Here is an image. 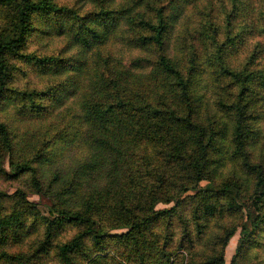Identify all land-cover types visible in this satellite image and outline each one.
<instances>
[{
    "label": "trees",
    "instance_id": "16d2710c",
    "mask_svg": "<svg viewBox=\"0 0 264 264\" xmlns=\"http://www.w3.org/2000/svg\"><path fill=\"white\" fill-rule=\"evenodd\" d=\"M90 1L96 8L83 12L59 0H0L16 14L14 33L0 35V141L9 154L11 177L29 174L34 194L51 201L48 217L30 216L26 205L10 214L0 206V264H179L174 259L178 250L157 237L152 226L176 207L183 208L182 194L197 189L208 193L196 214L207 223L226 206L231 211L249 209L241 196L251 189L254 174L253 194L264 208V128L259 125L264 109L253 106L257 90L264 86V65L260 70L261 55L253 50L258 44L250 41L255 35L264 37V7L256 13L258 24L252 19L251 1L227 0L223 27H210L208 39L217 53L219 73L232 82L225 86L232 88L229 99L222 97L213 108L200 88L198 48L191 46L184 65L174 49L180 19L186 16L183 6L191 5L188 13L200 9L202 15L214 14V0H140L120 9L111 8L114 0ZM128 32L134 39L120 57L113 44H121L117 35ZM53 36L67 40L62 55L24 51L32 39ZM12 60L32 64L40 80L46 75L44 86L17 89ZM234 94L238 103L230 107ZM10 106L16 108L14 121L49 118L56 125L60 133L47 141L48 147L74 136L80 150L73 167L47 178L43 165L48 154L38 156L39 150L30 159L14 160L20 142L2 121ZM227 111L232 116L229 125L220 114ZM151 150L158 162L145 167ZM255 159L263 166L253 164ZM178 168L196 181L182 178L171 194L164 185L170 179L177 182ZM202 179L209 181L205 190L199 184ZM158 191L161 200L155 197ZM18 193L29 204L23 190ZM212 193L221 196L214 202L208 198ZM174 197L175 207L154 208L156 201L169 203ZM183 218L181 212L179 220ZM190 227L181 242L185 264H224L220 254L203 262H198L197 252L191 256L189 247L195 249L196 240ZM125 228L128 232L113 236L108 248L110 232ZM203 229L196 226L201 238ZM70 231L73 235L63 240ZM251 233L242 229L232 264H239ZM32 235L37 241L30 256L7 252ZM232 235L229 231L224 236V246Z\"/></svg>",
    "mask_w": 264,
    "mask_h": 264
},
{
    "label": "rangeland",
    "instance_id": "374dc122",
    "mask_svg": "<svg viewBox=\"0 0 264 264\" xmlns=\"http://www.w3.org/2000/svg\"><path fill=\"white\" fill-rule=\"evenodd\" d=\"M59 1L65 4H70L71 6L80 7L82 8L83 12L92 11L96 8V4L91 3L90 0ZM139 1L140 0H114V5H110L111 8L115 7L120 9L121 6L125 8L131 7L134 4L136 5ZM226 1L227 0H214L213 2L215 4V7L214 11L211 12L214 14L205 13V15L201 14L200 9L194 11L193 13H188L191 5L189 7L187 5H184L181 11L182 13L184 12L186 16L185 18H183V20L182 17L180 19L183 25L178 30L177 34L179 36V41L177 40L174 49L181 57L182 64L184 65L190 59L191 46L195 45L198 48V64L200 66V69L197 76L199 77L201 91H205L210 101L213 102L211 103L213 108L216 107L217 102H219L222 97L229 99V93L232 92V88L228 89L225 87L227 84L232 85V82L230 83L229 81L221 77L219 73L220 68L218 62L214 58L217 54L216 50L211 47V42L208 39V34L212 33L210 27H223L222 25L225 20L224 15L228 10V8L224 7ZM249 1H251V6H254L251 9L252 19H255L254 21L259 24V17L256 13L264 7V0ZM15 16L16 14L13 11L12 7L0 5V35L7 37L11 36V34L14 33ZM202 20H204V28H202ZM134 35V33L132 34L130 32H128V34L117 35V37L122 38L121 41L123 40L124 42L123 45V42L121 44L119 43V45L118 40H115L113 44V50L116 54H118V56L122 57L127 52L128 45H130L131 40L134 39ZM250 41L253 42L254 45L258 44L257 47L253 48V50H258V55H261L258 62L260 64L259 69L262 70L264 65V37L255 35L251 37ZM66 43L67 40L61 39L59 38V36H53L51 39L46 37L39 38L38 41L32 39L25 47L24 51H26V53H35L38 55L42 54L50 56L54 54L60 56L62 55V53H64L62 51V46H64V44ZM241 56L239 55V58ZM12 64L15 69H17L16 74H18V77L16 80V84H14L17 89L32 90L44 86V80L47 76L45 75L43 79L40 80L41 75L36 69L32 68V64H28L20 60H12ZM257 91L259 92V95H256V100L253 101V106L254 108L257 107L260 109H264V86H261ZM232 101L233 102L230 103V107H234L235 104L238 103L235 94L232 96ZM15 109L10 106L9 108L5 109L4 113H2V121L10 125L13 134H17L18 136L17 142H20L16 145L17 148L15 154L13 155L14 160L22 161L30 159L32 156H34V152L39 150L40 152H38V156H40V154L42 156H47L45 154H48L50 156L49 161L45 165H43L44 172L47 175V178H50L53 172L68 170L69 168L73 167L74 161L79 158L78 154L80 150L77 141L74 140V136H71L69 142L58 140L48 147V144H46L47 141L53 139L60 133L59 129L56 128V125H52L51 123H49V118L43 120L23 119L21 121L17 119L16 121H14ZM220 114L228 123V125L232 123V116L229 111L224 114L220 112ZM255 122L256 121H252L251 123ZM259 125L261 128H264V120H262ZM68 137L69 133L67 134L66 139H68ZM28 139L29 141H27ZM26 143H28L29 147L26 145ZM143 151V149L138 150L139 153ZM0 154H2L0 155V206L2 211L9 214L17 213L22 210V207L24 205H26V207L32 211L30 216H34L37 214L41 217H48L49 213L47 207L51 206L50 199L44 195L40 196L34 194L32 179L29 174L21 176L17 179L11 177L12 171L10 168L9 154L5 151L1 141ZM153 155V150H151L150 156H147L148 158L146 157L148 161L145 162L143 166L147 167L149 165H152L153 163L155 164L158 162L155 161ZM252 163L261 167L263 166L261 165V163H258L256 159ZM247 168L249 172L250 170H252L251 167ZM148 170L150 172V175L154 174V170H152V168ZM176 174L178 175H176L174 178L177 179V182L176 180L173 181V179H170L169 184L164 185L165 189L171 194H175L173 193L176 190L175 186H177L176 184L180 183L182 178L184 179L183 182L196 181L194 177L189 176L188 172L181 171L179 170V168L176 170ZM155 175L160 176L158 172H155ZM218 179H220V177ZM172 182L174 183L172 184ZM250 183L251 189L249 191L244 190V196H241L242 202L248 205L249 209L231 211L226 206V208L224 209L225 212H223V214L217 215L216 217L210 219L207 223H204V220L201 221V219H199L196 214L198 210H201L199 209V207L204 206L203 202L205 201L206 196H208V193H206V191L199 192V190L197 189L186 194H182L180 199H183V208L181 206L176 207L173 213L166 219H161L157 223L153 224V231L156 233L157 237L161 236L162 240L167 244V246H169L170 248H176L178 250L179 253H174V259L177 260L179 264H185V258L181 256L184 252V248H181V242L183 241L182 239L185 229L187 225L190 224V226L192 227H190V230L194 233L193 238H195L196 240L194 246L195 249H192V246L189 247L191 248V256H193V253L197 252L196 257L198 262H203L210 257L213 258L214 256L220 254L223 256L224 264H232V261L235 258L238 247L241 243L240 241L243 236L242 229L246 228L248 232L252 233L248 241L243 246V252L238 255L237 261L239 264H264V224H262L264 222V208L263 204L256 202V195L253 194L254 183H256L254 174L251 178ZM199 184L201 188L205 190L207 189L209 181L202 179ZM191 186L194 187L195 183H193ZM18 189L23 190L29 204L23 202L22 194L18 193ZM162 196L163 195L160 193V191H158L155 195L157 200H161ZM220 196L221 195L217 193H212L211 195L209 194L208 198L212 199V201L215 202V198L217 199ZM176 201V197H174L173 200L169 203H166V201H156L154 204V208L157 211L171 209L175 207ZM181 212L185 218L179 220ZM249 216H251V219H253L252 221H250ZM254 221H256V223H254ZM257 223L260 224L258 225V227H255ZM198 224L204 226L203 233L201 234L202 238L196 231V226ZM229 231L233 232L234 235H232L227 245L224 246L223 238ZM127 232L128 229L126 228L111 231L110 237H108L109 243L107 244V247H110V244L112 242V240L110 239L114 238L113 236H115L116 234ZM72 235L73 231H70L63 238V240ZM172 235L174 236L172 237ZM36 241V237L32 235L24 244H12V246H9L6 250L10 254L30 256V254L33 252V245ZM187 246L188 245H186V247Z\"/></svg>",
    "mask_w": 264,
    "mask_h": 264
}]
</instances>
